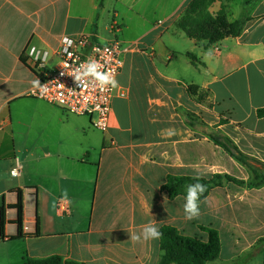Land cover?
Listing matches in <instances>:
<instances>
[{"label":"crops","instance_id":"0c3cea01","mask_svg":"<svg viewBox=\"0 0 264 264\" xmlns=\"http://www.w3.org/2000/svg\"><path fill=\"white\" fill-rule=\"evenodd\" d=\"M190 1H159L151 12L165 19L134 40L120 39L129 14L138 23L146 18L126 0H0V264L55 257L62 264H159L160 239L130 240L149 223L205 242L201 228L217 230L221 255L210 264H263L262 249L253 251L264 238V186L213 188L191 221L184 196L170 199L162 190L169 177L253 180L212 136L264 165V0L215 2L212 14L224 9L230 22L249 21L241 36L213 45L176 27ZM64 36L136 47L124 56L117 89L127 97L114 99L107 132L31 96L40 79L33 64L45 60L53 69ZM168 128L178 134L164 137ZM249 252L251 259L237 262Z\"/></svg>","mask_w":264,"mask_h":264},{"label":"trees","instance_id":"16d2710c","mask_svg":"<svg viewBox=\"0 0 264 264\" xmlns=\"http://www.w3.org/2000/svg\"><path fill=\"white\" fill-rule=\"evenodd\" d=\"M217 1L222 0H191L179 19L176 27L183 31L185 35L196 42H205L208 45L217 44L226 38H237L243 33L248 18L230 22L224 9L212 14L210 7ZM194 90L195 87H190ZM260 117H264V108L258 111ZM212 139L220 144L224 150L238 162L246 166L253 176L251 182L238 180L230 175L216 174L210 179L200 178L199 181L194 177H169L163 185L162 190L166 191L170 199L186 195L189 184L200 182L207 186L206 192L201 196V201L208 197L213 188L221 187L225 183H231L239 187H261L264 186V165L260 168L252 163H257L243 154L231 141L212 136ZM18 223L22 228V197H19L18 204ZM5 216L4 210L0 214V228L3 232ZM161 250L163 255L159 264H210L220 258L222 243L220 233L213 229L202 227L201 230L208 236L207 241L197 237H188L181 234L175 227L163 226L160 229ZM262 249L264 253V238L258 240L255 251ZM61 258H49L45 260H25L24 264H62ZM66 264H77L68 262ZM264 264V261H263Z\"/></svg>","mask_w":264,"mask_h":264},{"label":"built area","instance_id":"2783aa9c","mask_svg":"<svg viewBox=\"0 0 264 264\" xmlns=\"http://www.w3.org/2000/svg\"><path fill=\"white\" fill-rule=\"evenodd\" d=\"M72 40V46L67 48L62 42L57 53L59 61L53 69L48 68L45 60L33 64L41 85L46 88L33 89L31 96L72 115L88 117L95 128L107 132L113 124L114 99L126 98V91L118 90L117 87L101 89L91 79L85 87L79 88L72 76L81 64L92 59L101 65V71L111 72L117 79L124 67V56L136 47L133 44L123 45L117 40L102 44L87 36ZM33 55L34 52H31V57ZM15 170L18 174V169Z\"/></svg>","mask_w":264,"mask_h":264},{"label":"clouds","instance_id":"9594fccd","mask_svg":"<svg viewBox=\"0 0 264 264\" xmlns=\"http://www.w3.org/2000/svg\"><path fill=\"white\" fill-rule=\"evenodd\" d=\"M63 44L67 47H71L73 40L67 36L63 37ZM66 50V49H65ZM206 57L211 58L212 52L209 50L206 54ZM64 73H62L63 75ZM74 82L77 87H85L86 82L91 79L95 81L101 89L113 88L119 86L118 80L115 76L108 71H101V65L96 61L89 59L85 63L81 64L79 68L75 70ZM35 88L45 90L46 86L41 85L39 79L32 82ZM178 134V130L175 128H168L162 130V135L166 138H171ZM12 175L16 176L17 172L15 169L12 171ZM199 181L200 177L197 175L194 177ZM207 186L197 182L194 184H189L186 189V195L184 197L183 210H184V219L186 221H191L194 219H199L201 216V196L206 192ZM64 199H67V194H64ZM162 233L155 223H149L143 227V229L138 233H131L130 240L134 243H143L147 241H154L160 239Z\"/></svg>","mask_w":264,"mask_h":264},{"label":"rangeland","instance_id":"374dc122","mask_svg":"<svg viewBox=\"0 0 264 264\" xmlns=\"http://www.w3.org/2000/svg\"><path fill=\"white\" fill-rule=\"evenodd\" d=\"M164 4V0H139L138 2H134V0H126V5L128 6H133L136 4L137 8H141V13L144 15L146 18L145 23L137 22L140 20L136 15H132L134 13H130L129 17L132 18L133 20H130V22L127 24V29L124 30L123 35H120V39H139L144 36L146 33V30H148L154 23H158L160 21H163L165 19L164 15L162 12H157V15H153L151 10L156 6L158 3ZM168 6H171L174 1H181V0H168ZM242 0H235L236 3H240ZM105 35H108V30H103L102 32ZM239 187V186H237ZM255 252V250L253 251ZM252 253L249 252V254L240 256L237 258L238 263H244L248 261L249 259L252 258Z\"/></svg>","mask_w":264,"mask_h":264}]
</instances>
